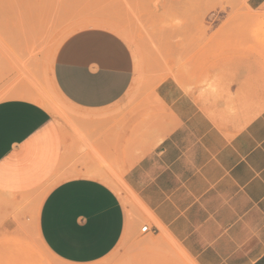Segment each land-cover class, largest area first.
<instances>
[{"label": "crops", "instance_id": "0c3cea01", "mask_svg": "<svg viewBox=\"0 0 264 264\" xmlns=\"http://www.w3.org/2000/svg\"><path fill=\"white\" fill-rule=\"evenodd\" d=\"M67 2L61 16L78 29L60 43L52 81L68 119L34 98L0 101V264H98L125 234L127 249L172 239L194 264H264L259 44H167L177 69L134 106L133 54L114 30L127 22V0ZM236 2L246 11L227 8L221 23L264 13V0ZM183 30L171 33H193ZM217 30L243 34L219 24L208 34ZM224 50L235 53L217 57ZM124 189L148 213L142 235ZM151 255L140 248L133 263Z\"/></svg>", "mask_w": 264, "mask_h": 264}, {"label": "rangeland", "instance_id": "374dc122", "mask_svg": "<svg viewBox=\"0 0 264 264\" xmlns=\"http://www.w3.org/2000/svg\"><path fill=\"white\" fill-rule=\"evenodd\" d=\"M27 1L0 0V101L34 98L31 101L43 106L57 121H66L69 106L60 98L53 84L52 64L61 40L78 29L61 16L70 3L67 0H32L29 4ZM71 5L74 6V3ZM227 8L246 11L236 0H226L224 4L219 0H180L173 5L165 0H127V22L117 24L114 30L127 42L134 58L131 90L137 98L132 105L141 106L142 102H150L154 86L177 69L170 65L173 52L162 51L167 44L189 42L198 44L199 48V44L211 43L213 48L221 45L235 48L237 43L246 39L259 44V50L254 53L264 59V13L258 17L244 12V18L233 15L221 23L220 13ZM217 24L227 28L238 27L243 34H221L220 30L208 34ZM186 27L192 28L193 33H171L179 29L183 33ZM31 40H36L37 46L30 43ZM157 44L160 45L159 61ZM227 53L232 52L224 50L217 53V57L225 58ZM224 75L222 73L220 77ZM254 78L256 86L264 92V66L259 67ZM109 183L114 190L119 188L118 181ZM119 193L134 211L138 226L135 235H142L141 228L149 226L144 218L148 217L147 211L128 190ZM151 242L149 237L137 239L127 249L125 234L119 246L98 264H138L133 263V253L140 248H148L152 252L151 259L145 264H194L172 239L167 238L163 243ZM36 248L42 251L38 242Z\"/></svg>", "mask_w": 264, "mask_h": 264}, {"label": "bare ground", "instance_id": "6f19581e", "mask_svg": "<svg viewBox=\"0 0 264 264\" xmlns=\"http://www.w3.org/2000/svg\"><path fill=\"white\" fill-rule=\"evenodd\" d=\"M63 17H64V16H63ZM112 28H113V27H112ZM66 37H67V35H66ZM66 37H65V38H66ZM65 38H64V39H65ZM61 39H62V38H61ZM61 41H63V40H61ZM30 43H33L34 46H37V41H36V40H31ZM59 43H60V42H59ZM56 48H57V47H56ZM56 50H57V49H56ZM52 56H53V55H52ZM56 91H57V89H56ZM57 93H58V91H57ZM58 95L60 96V98L63 99V96L61 97V95H60L59 93H58ZM59 96H58V97H59ZM60 98H59V99H60Z\"/></svg>", "mask_w": 264, "mask_h": 264}, {"label": "built area", "instance_id": "2783aa9c", "mask_svg": "<svg viewBox=\"0 0 264 264\" xmlns=\"http://www.w3.org/2000/svg\"><path fill=\"white\" fill-rule=\"evenodd\" d=\"M147 230H148V226H144V227L141 228V232L142 233H145Z\"/></svg>", "mask_w": 264, "mask_h": 264}]
</instances>
